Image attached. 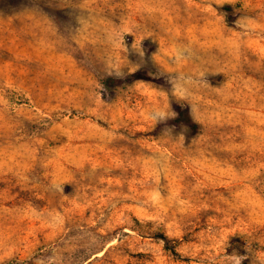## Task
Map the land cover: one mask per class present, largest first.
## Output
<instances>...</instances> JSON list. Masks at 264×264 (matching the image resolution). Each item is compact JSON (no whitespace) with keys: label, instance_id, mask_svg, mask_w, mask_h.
<instances>
[{"label":"rangeland","instance_id":"obj_1","mask_svg":"<svg viewBox=\"0 0 264 264\" xmlns=\"http://www.w3.org/2000/svg\"><path fill=\"white\" fill-rule=\"evenodd\" d=\"M234 251L264 264V0H0V264Z\"/></svg>","mask_w":264,"mask_h":264},{"label":"clouds","instance_id":"obj_2","mask_svg":"<svg viewBox=\"0 0 264 264\" xmlns=\"http://www.w3.org/2000/svg\"><path fill=\"white\" fill-rule=\"evenodd\" d=\"M248 19L251 20V18H248ZM124 35L125 34L123 32L114 33L115 40L117 41V44H116L117 46L123 45ZM176 94L179 95L181 98H183V94L180 93L179 91ZM164 115H165L164 111H157L156 115L149 114L147 118L153 119L157 122V118L162 117ZM172 117L173 118L175 117V113L172 114ZM60 191H63V189L61 188ZM246 251L248 252V245L246 247ZM226 259L229 261V264H242V262L245 259H248V256H241L234 251L231 255H226Z\"/></svg>","mask_w":264,"mask_h":264},{"label":"trees","instance_id":"obj_3","mask_svg":"<svg viewBox=\"0 0 264 264\" xmlns=\"http://www.w3.org/2000/svg\"><path fill=\"white\" fill-rule=\"evenodd\" d=\"M225 9L228 10V11L231 10V8L229 6H226ZM159 238H161L162 240H164L165 243L167 244V241H166L165 237H159Z\"/></svg>","mask_w":264,"mask_h":264}]
</instances>
